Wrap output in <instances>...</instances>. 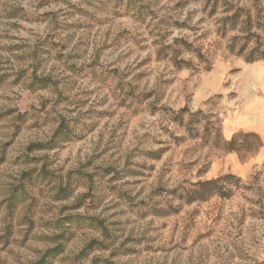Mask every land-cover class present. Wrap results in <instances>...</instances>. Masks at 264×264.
I'll return each mask as SVG.
<instances>
[{"label": "rangeland", "instance_id": "rangeland-1", "mask_svg": "<svg viewBox=\"0 0 264 264\" xmlns=\"http://www.w3.org/2000/svg\"><path fill=\"white\" fill-rule=\"evenodd\" d=\"M247 17L264 0H0V264H264V155L203 138L252 131ZM225 174L230 198L178 200Z\"/></svg>", "mask_w": 264, "mask_h": 264}, {"label": "trees", "instance_id": "trees-1", "mask_svg": "<svg viewBox=\"0 0 264 264\" xmlns=\"http://www.w3.org/2000/svg\"><path fill=\"white\" fill-rule=\"evenodd\" d=\"M140 12L141 11H139V13ZM242 12H244L242 9H236V12L232 17H229L223 21L224 26L228 25L232 28L235 27L238 24V19L240 18V13ZM243 25H245L246 28L243 31L248 35L251 33L253 27L257 29L258 34L247 37L245 39V43H243L240 49L236 52V55L243 57L245 63H256L258 61L264 62V51L262 45L264 43V25L260 22H254L253 24L250 17H247ZM253 37L255 38L256 46L252 48L250 52L247 53V55H244L245 51L247 50L249 40ZM183 45H185L189 51H193L190 50L191 47L188 44L184 43ZM236 49L237 47L234 42L233 44L229 45V52H235ZM172 62L177 69L183 67V65H186L185 62L180 60L177 61L176 57L172 60ZM36 82L42 83L41 85H43V87H47L48 80L39 79ZM185 115L190 119L186 125H191L193 122L199 123L200 118L205 117L202 111H196L194 114H189L186 108H182L178 113L173 115V118L178 123L183 124ZM203 133H205L203 138L207 142L211 141L214 149L216 148L222 150L227 154L236 153L241 160L249 158L252 154L257 153L262 147V139L260 135L253 131L235 132L229 141H226L222 138L219 128L216 127H214L212 131H209L208 127L204 125ZM262 166L264 167V161ZM240 182L241 179L239 177L231 174L221 175L211 180H199L194 184H189V187L184 188L181 194L177 195V198L186 204L205 202L216 196L223 199L230 198L234 189L241 188L239 185ZM60 253V246H56L53 249L47 250L42 256L41 260L35 264H48L47 258H53Z\"/></svg>", "mask_w": 264, "mask_h": 264}, {"label": "crops", "instance_id": "crops-1", "mask_svg": "<svg viewBox=\"0 0 264 264\" xmlns=\"http://www.w3.org/2000/svg\"><path fill=\"white\" fill-rule=\"evenodd\" d=\"M251 70L252 75L250 74V77L253 78V81L256 80V83H258L260 89L264 91V81L261 82V84L258 82V78H260L264 73V68L256 64L253 66V68H251ZM243 116L247 118L253 117L252 121H250L252 123L250 129L260 135L262 139V147L259 151H261V154L264 155V97L262 100H254L253 105L245 108L243 111Z\"/></svg>", "mask_w": 264, "mask_h": 264}]
</instances>
